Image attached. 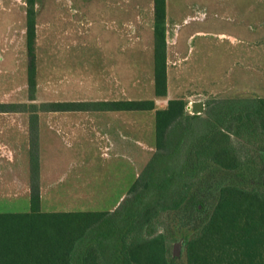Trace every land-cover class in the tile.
Masks as SVG:
<instances>
[{
    "label": "rangeland",
    "instance_id": "1",
    "mask_svg": "<svg viewBox=\"0 0 264 264\" xmlns=\"http://www.w3.org/2000/svg\"><path fill=\"white\" fill-rule=\"evenodd\" d=\"M166 1L169 9L166 25V95L157 96L153 85V0H35L36 90L31 99L27 86L25 0H0V103H35L39 107L42 103L57 101L153 99L155 108H161L167 105L168 99L181 98L187 116L197 114L199 118L215 119L219 112L223 113L225 124L231 123L228 133L239 165L234 169H223L213 162L199 164V168H202L200 175L191 187L186 202L178 210L161 213L152 222L153 231L166 236L169 264H186L185 243L208 219L221 186L231 184L264 192V130L257 122L246 119L247 112H252L256 105L264 104V56L259 49L264 36V0H251V68L244 77L242 74L234 76L229 71L227 38L213 37L210 42L207 41L210 37H201L198 33L187 41L184 39L187 31L206 28L212 22L216 29L227 32L230 23L221 16H208L204 22L182 21L180 11L185 12V5L191 8V13L200 12L197 17L201 18L206 12V5L202 1L210 6L211 0H165V4ZM196 7L199 8L196 10ZM179 46L182 47L181 54L186 56L183 61ZM195 62L200 64L198 71L195 70ZM194 100L203 102V112L194 113L192 109H186ZM6 112L21 114L26 118L25 152L22 143L19 147L14 146L12 160L25 159L30 166V150L34 143L30 127H35L36 122H31L29 112ZM103 112L105 110H92L90 113ZM57 113L76 114L78 120L75 123L82 124L83 114L88 112H37L45 115ZM237 113L242 117L236 122L232 117ZM122 114L124 150L128 148L126 140L129 136L138 138L143 143V149L139 152L137 164L129 161L128 156L132 154L124 152L121 177L124 194L117 207L127 196L129 186L137 177L135 173L140 174L156 150L155 146L151 149L146 145L148 141L152 143L154 111L128 110L122 111ZM259 114L264 115V111ZM243 122H248L247 128L239 126ZM15 123L22 124V117L12 120V124ZM44 123L48 126L51 121L48 119ZM67 135V132L58 130L44 132L45 148L41 150L50 151L52 139ZM18 136V132L12 131L13 138ZM36 137L39 140L40 135L36 134ZM66 147L60 144L56 146V151L43 154L44 162L54 167L56 172L64 171L63 167L70 161ZM77 147L72 145L70 148ZM36 149L40 162L38 143ZM77 161L81 163V158ZM111 170V163L105 161L103 166L93 171L97 172L99 179H106L112 175ZM117 177L120 178L118 173ZM66 181L53 187L54 191H59L58 195H50L49 192L44 195L41 210H105L112 203L71 199L63 193ZM29 208L30 202L27 200L0 202V212H21Z\"/></svg>",
    "mask_w": 264,
    "mask_h": 264
},
{
    "label": "trees",
    "instance_id": "2",
    "mask_svg": "<svg viewBox=\"0 0 264 264\" xmlns=\"http://www.w3.org/2000/svg\"><path fill=\"white\" fill-rule=\"evenodd\" d=\"M25 4L27 86L33 99L35 0H25ZM152 31L154 93L164 96L165 0H153ZM184 106L181 98L168 99L164 108H155L153 99L57 101L39 107L35 103H0V112L26 111L31 122H35L39 110L155 109L156 148L114 210L43 211L36 132L30 127L34 138L30 150V208L0 212V264H169L166 236L153 231V220L186 202L200 175L199 164L213 162L223 169L239 165L228 133L231 123L225 124L224 114L219 112L215 119L187 116ZM253 111L247 112V121L257 122L264 130V115L259 114L264 104L256 105ZM241 117L237 113L232 119L237 122ZM239 126L247 128L248 122ZM184 252L186 264H264V192L231 184L221 186L211 214L186 241Z\"/></svg>",
    "mask_w": 264,
    "mask_h": 264
},
{
    "label": "crops",
    "instance_id": "3",
    "mask_svg": "<svg viewBox=\"0 0 264 264\" xmlns=\"http://www.w3.org/2000/svg\"><path fill=\"white\" fill-rule=\"evenodd\" d=\"M202 3L206 5L204 7L206 10L203 15L204 17L198 18L197 14H200V12L196 11V13H191V8L189 9V7L185 5V12L183 13V11H180L182 21L201 20L204 22L207 20L206 18L208 16H221L228 19L230 23L228 30L224 32L216 29L214 26L215 24L211 21L212 23L206 28L198 27L192 31H187L184 39L187 41L193 34L198 33L201 34V37H210V40L207 39V41L210 42L213 37L218 39L227 38L229 40V71L233 75L242 74L244 77V74L248 73L251 68V0H226V3L224 0H211L210 6L203 1ZM197 8L199 7H196V10ZM168 13L169 9L166 1V25ZM260 42H262V44L259 49L264 56V36ZM179 51L181 56L180 59L183 61L186 56L181 54V46H179ZM199 65L198 62H195V70H200ZM216 67L217 65L214 66V68ZM185 68H187V66H185ZM212 70L213 68L211 71ZM164 107L165 106L161 108ZM152 110L154 111L155 109ZM91 111L92 110H87L88 113L83 114L82 124L75 123V120H78L76 114L57 113L36 115L34 130L38 136L40 135L39 140L38 137H36V142L40 146V150L42 147L45 148L42 136L44 132L49 131L53 133L58 130L67 132L68 134L67 137H57L54 138L55 140L52 139L50 141V151H40V162H38L40 204L47 192H49L50 195H58L59 191H54L53 187L60 185L66 180L63 193L65 192L64 194H66L67 197L79 200L111 201L112 203L105 209L108 211L114 210L123 198V182L121 177L123 174L122 158L124 152L126 151L127 154H132L128 156L130 158L129 161L135 164L139 152L143 149V143H141L138 138L129 136L128 140H126V142L129 143L127 145L128 148L124 150L122 110H105V112L101 114H93L90 113ZM21 117L23 119L22 124H12V120H20ZM48 119H50L51 124L47 126L44 121ZM12 131L18 132V138L12 137ZM80 132H82V136H80ZM97 132L98 134L96 135ZM20 134H22V136H20ZM15 139H17L18 142H15ZM26 139V118L21 116V114L0 112V202H10L12 200L30 201V166L25 159L22 161L12 160V150L14 146L18 145L19 147L22 143L23 152H25ZM151 140L152 143L149 144L148 141L146 145L148 148L152 149V147H154V116ZM60 144L67 146L66 148L70 153V161L63 167L64 171L56 172L54 167L44 162L43 154L45 153L47 155L49 152L56 151V146ZM72 145H77L78 147L76 149H71L70 147ZM79 157L81 158V163L77 161V159H80ZM105 161L111 163L112 175H109L106 179H99V175L93 170L103 166V162ZM117 173L120 178L117 177ZM134 176L136 177L138 174L135 173ZM47 185L50 187H46Z\"/></svg>",
    "mask_w": 264,
    "mask_h": 264
},
{
    "label": "water",
    "instance_id": "4",
    "mask_svg": "<svg viewBox=\"0 0 264 264\" xmlns=\"http://www.w3.org/2000/svg\"><path fill=\"white\" fill-rule=\"evenodd\" d=\"M191 107L194 113H201L203 112V109H204L203 102L201 100H194L191 103ZM174 251H176V245L174 246Z\"/></svg>",
    "mask_w": 264,
    "mask_h": 264
},
{
    "label": "built area",
    "instance_id": "5",
    "mask_svg": "<svg viewBox=\"0 0 264 264\" xmlns=\"http://www.w3.org/2000/svg\"><path fill=\"white\" fill-rule=\"evenodd\" d=\"M186 109H187V110H190V109H192L191 105H190V104H189V105H187V106H186Z\"/></svg>",
    "mask_w": 264,
    "mask_h": 264
}]
</instances>
